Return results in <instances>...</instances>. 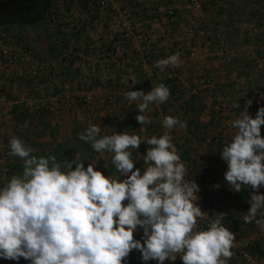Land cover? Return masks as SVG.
Here are the masks:
<instances>
[{
    "label": "clouds",
    "instance_id": "clouds-1",
    "mask_svg": "<svg viewBox=\"0 0 264 264\" xmlns=\"http://www.w3.org/2000/svg\"><path fill=\"white\" fill-rule=\"evenodd\" d=\"M179 66V54L155 62L163 69ZM169 88L160 83L150 91L129 90L124 99L135 102L137 122L152 118L150 105L163 104ZM246 105L230 121V139L220 157L227 165L225 182L235 192L251 188L245 223L264 230V106L255 117ZM240 106V105H239ZM178 117L164 116L162 135L147 139L126 131L102 134L96 124L78 134L94 152L111 154L118 175L105 176L88 158L58 161L57 156L33 155L23 140H9L10 155L23 160L22 174L0 178V259L30 264H127L134 250L142 264H228L236 247L235 234L225 225V213L211 218L198 204L199 185L187 180V167L173 143L171 130ZM150 145L143 170L130 149ZM90 161L85 167L84 161ZM75 165V168H73ZM214 188H219L216 184ZM127 203H124V202ZM198 221H207L201 226ZM142 231L141 239L134 234Z\"/></svg>",
    "mask_w": 264,
    "mask_h": 264
},
{
    "label": "rangeland",
    "instance_id": "rangeland-1",
    "mask_svg": "<svg viewBox=\"0 0 264 264\" xmlns=\"http://www.w3.org/2000/svg\"><path fill=\"white\" fill-rule=\"evenodd\" d=\"M158 1L51 0L47 13L37 22L0 29V32L7 31L17 35L24 45L31 49V56L37 65L34 77L30 76L26 65H20L14 71H7L3 76L5 92L4 97L0 98V133H3L0 134V178H7L9 162L13 161V157L15 159V156L10 155L9 148V140L12 137H23L20 132H25L31 139L36 135L43 137L46 133L41 131L42 129L33 128L31 122H27L29 126L26 127V124L19 122L20 120L17 119L15 123L12 120L14 116L7 107L14 99L18 100V104L21 103V99L16 95L10 96L12 93L10 83L15 77H20L27 84L36 85L35 90L30 92L32 93L30 103L24 106L28 107L29 111L45 110L38 106L40 102H48L51 95L66 93L59 98L63 101L57 103L58 113H41L45 118L59 123L58 130L67 129V125H76L80 120L82 125L78 123L79 126L76 127L79 131L83 126V130L90 123L95 124L96 117H99L98 114L101 112V116L110 122H105L104 125L112 126L115 123L114 130L117 132L122 115L129 112L135 113L136 116L139 114L135 102L127 103V100L125 102L124 93L129 90L150 91L153 85H159L170 75H175L180 82L183 81L181 83L186 84L193 77L203 76L232 81L231 83H235V79H240L243 83L238 88L240 91L256 95L260 93L258 91H262L260 94L264 96V73L260 75L252 65L247 69L246 66L243 67L246 59L250 58L247 62L251 64L258 58L254 50L257 49L260 38L254 39L253 35L246 33L248 29L255 27L253 23L255 21L257 23L258 19L262 20L257 25L262 27L264 34L263 11L252 10L248 6L249 9L243 7V13L239 15L233 6L235 0H227L233 8L226 11L225 21L212 23L210 20H195L190 12L192 9L189 6L190 0H185L186 3L181 5H187L183 7L180 5L182 8L178 7V13L175 15L172 10L174 7L167 12L168 10L164 9L166 6L158 5ZM199 1L201 6L211 0ZM248 1L251 3L250 1L256 0ZM183 8L185 10H182ZM207 10L203 8V13ZM162 15H168V18L162 20L160 18ZM192 19L194 22H191ZM82 38L89 40L88 47L84 51L76 52L77 41ZM206 49L210 50L211 54L205 55ZM233 49H237V52L251 49L253 54H246L249 56L236 54ZM177 53L178 67L169 65L161 69L155 66L156 61ZM226 61H231L236 66L230 65L225 70ZM177 87L174 89L177 90L175 96L180 98V95L191 94L190 86ZM175 104V101L165 102L162 104L163 107L158 104L160 112L152 115V120L157 123L155 131L160 130L164 116H168L163 112L167 110L165 108L170 107V110H173ZM115 116L117 120L112 122ZM14 127L17 128L16 132ZM47 134L48 137L53 135L57 142L64 137L54 135L52 130L51 132L47 130ZM89 149L83 150V153L71 150L70 159H75L78 153L80 159L96 160L97 153L91 146ZM88 163L90 161H84L85 167ZM98 166L97 163V169ZM252 191L247 192V197L243 201L239 200L241 206H238V209L241 212L228 217L231 225L229 223L226 227L235 234V240L241 244L248 242L247 246L239 245L240 248L233 252L228 264H264V230L254 222L245 223L243 220V215L247 214L250 208L248 200ZM258 194H264V188L259 189ZM243 253L253 262L245 260ZM20 261L24 259L21 258L18 262L0 259V264H22Z\"/></svg>",
    "mask_w": 264,
    "mask_h": 264
},
{
    "label": "crops",
    "instance_id": "crops-1",
    "mask_svg": "<svg viewBox=\"0 0 264 264\" xmlns=\"http://www.w3.org/2000/svg\"><path fill=\"white\" fill-rule=\"evenodd\" d=\"M214 1H216L214 3ZM211 0L209 3L200 4L201 1L199 0H190L191 2L189 6H191V14L195 17V20H210L212 23L213 21H225L226 17V11L233 8L231 6V3H228L227 0ZM158 5L160 6H166L164 7L165 11L170 12V8L175 13H178L177 8L180 7L182 3H186L185 0H159ZM204 2V0H203ZM233 4L235 9V12L242 14L244 9L243 7L248 6L252 10L258 9L259 11L264 12V0H256V1H250L248 0L241 1V0H235ZM237 2V3H236ZM257 2V3H254ZM187 5V4H183ZM183 5H181L183 7ZM209 6H211V10L209 11ZM221 6V7H220ZM239 6V7H238ZM180 7V8H182ZM217 7V8H216ZM203 8L208 9L206 13H203ZM216 8V9H215ZM226 8V10L224 9ZM182 10H185L184 8ZM187 11V10H186ZM161 14V12L159 13ZM172 17V16H170ZM160 18L166 19L168 18V15H162ZM262 20L257 19L253 23L255 26L253 29H248L246 35H253L254 39H259L257 49L254 50V54H257L258 57L256 59V62L253 61V63H248L247 61L250 59H246L245 67L247 69L248 66H253L255 70L259 71V74L262 75L264 66L260 65L261 67H258V59L264 58V34L262 27L257 24H260L259 22ZM214 26H218L216 24H213ZM252 25V26H253ZM262 33V34H261ZM68 38V36H67ZM88 39L82 38L78 39L77 41V50L76 52H79V50L84 51L85 48L88 47ZM86 44V45H85ZM208 49H206L207 51ZM242 50V49H241ZM236 52V54H249L252 52V50H246L245 52H237V49H233V52ZM211 54L210 50L205 53ZM235 54V53H233ZM253 54V53H251ZM242 55V56H243ZM239 56V55H238ZM249 56V55H246ZM245 58V57H244ZM243 58V59H244ZM253 59V58H252ZM54 62H52L53 65ZM227 66H225V70L230 67L236 66V64L233 65L231 61H226ZM236 63V62H234ZM210 64V62H209ZM207 63V66H209ZM257 64V69H256ZM212 67L214 66L213 63H211ZM197 68V66H196ZM207 69H210L207 67ZM252 68V70H254ZM240 70V69H239ZM19 71V70H17ZM196 71V70H195ZM241 71V70H240ZM198 75L200 73H197ZM257 75V74H256ZM192 80V81H191ZM191 80H188V84L179 82L178 86H190L191 88V94L187 95H180V98L174 95L169 96V99L166 102H172L175 101V106L173 107V110H170V107H166L163 111L166 115H171L174 117H178L179 121L181 123H186V127H182L181 124L176 125L171 130V136L173 138V143L178 149L179 154L181 155L182 161L185 163L186 167L190 170L192 174V179L199 185L200 191L199 193L204 197L206 200V203L208 207L211 209L212 216H214L217 213H225V225L229 224L231 221L229 220L231 214L236 215L239 212H241L238 209V206H241V202L239 200L242 198L247 197V192L249 190H252L249 188L242 189L241 192H235L231 189V187L225 182L224 180V173L227 170V165L220 157V151H222V146L224 143L230 139V121L235 119L239 116L241 109H243L246 105L249 103L250 106L248 107V111L250 114L255 117V113L258 110V107L264 106V96H262L260 92L258 95L252 94V93H244L243 91H240L238 88H240V84H243L240 79H235V83H231L232 81H221L217 80L215 78H198L193 77ZM9 84V83H8ZM261 85V84H260ZM11 91L12 93L10 96L14 97L13 95H16L19 99H21V103L16 106V109L11 113L14 116L12 117V120L15 121L18 119L19 122H22V119L25 118L27 114V117L31 116L29 122H31L34 126L33 128L41 131H46L44 133L45 135L43 137H38L37 135L33 138H31L32 141L35 142H45L47 140H52L53 135H50L48 137L47 130L51 132V130L54 132V135L59 134L60 136H64L66 138H73L77 136L79 133H81L82 127L78 131L76 126L82 125V120L80 122L71 125H67V129L59 130L57 129V125L59 123H55V121H52L51 119H48L47 126L44 127L41 125V119L44 118L42 115H38L36 113H31L33 111H29L30 109L26 106L28 103H30V97L32 96V93H30L32 90H35L34 84L30 83L27 84L23 80L20 79V77H15V79L10 83ZM118 86V85H117ZM9 87V86H8ZM152 87V86H151ZM238 90L235 91L234 90ZM33 92V91H32ZM256 92V91H255ZM9 93V92H8ZM179 96V95H178ZM26 102V103H24ZM1 104V102H0ZM240 105V106H239ZM1 106V105H0ZM151 112L148 113V115H156V112H160V107H158V104L150 105ZM160 106L163 107L161 104ZM23 114H22V113ZM28 112V113H26ZM29 114H35V115H29ZM159 114V113H158ZM29 115V116H28ZM99 117H96V123L102 128V134H111L113 131L114 126H108L104 125L105 122L110 123L109 121H106L102 116L101 112H99ZM135 113H125L121 116V125L119 127V132H123L126 130V132L132 134L135 133L139 136H141L142 140L147 139L154 134H157V132L164 133L167 131V129L161 127L160 130L155 131V127L146 124L144 126L136 127L127 129L124 128L123 125L128 118L134 117ZM40 116V117H39ZM8 117V116H6ZM17 122V121H16ZM44 123V122H43ZM106 123V124H107ZM152 123L154 121L152 120ZM151 124V123H150ZM21 125V124H20ZM25 125V124H23ZM69 127V128H68ZM108 127V128H107ZM15 128V127H14ZM13 128V129H14ZM1 130V127H0ZM4 131V129H2ZM17 131V128L14 129V132ZM7 133V132H6ZM22 132H20L21 134ZM3 134V133H0ZM27 134V133H25ZM153 134V135H152ZM261 135L264 137V125L261 126ZM158 136V135H156ZM21 139V137H20ZM62 140V139H61ZM151 147L150 145L141 143L139 148L137 150L130 149L132 152V158L134 160H138L135 164V168H141L143 170V155L146 153V150ZM96 160L98 161V170L102 171V173L105 176H108L110 174L112 175H118L115 170V165L111 161V154L104 153L100 154L97 153ZM13 161H19L18 157H13ZM97 168V167H96ZM219 184V188H214L213 186ZM124 203H127L126 201ZM229 217V218H228ZM231 225V223L229 224ZM142 237V231L137 232L134 234V238L141 239ZM140 254L138 251H133L130 253L129 257L127 258V264H142L140 260ZM22 264H30V262L27 261H20ZM148 264H156V261H149ZM165 264H170V262L165 261ZM174 264H182V261L180 258H177V260L174 262Z\"/></svg>",
    "mask_w": 264,
    "mask_h": 264
},
{
    "label": "built area",
    "instance_id": "built-area-1",
    "mask_svg": "<svg viewBox=\"0 0 264 264\" xmlns=\"http://www.w3.org/2000/svg\"><path fill=\"white\" fill-rule=\"evenodd\" d=\"M191 22H194L193 19ZM134 47H137V45H134ZM31 53H32L31 49L27 48L24 45V42L17 35L7 31L0 32V98L4 97L5 79H3V76L7 74L6 73L7 71H14L17 68H19L20 65H26L28 70L30 71V76L34 77L36 75L37 65H36V61L33 60ZM260 65L262 66L264 65V58H261L258 61V67H261ZM67 86L68 85H66L65 88H67ZM63 94L66 93H60L57 96L51 95L49 96L48 102H40L38 106L47 110L48 113H52V114L58 113L59 109L57 103L59 101H63L59 99L62 98ZM10 103L11 105L8 106L7 109L11 111L12 107L18 104V100L14 99ZM127 103L129 102L127 101ZM186 179L189 181L193 180L192 174L188 168H187ZM198 196H199L198 204L201 207V210L207 213L209 218H211L212 212L211 209L208 207L206 200L200 193H198ZM198 224H200L201 226H207V221H198ZM235 243H236V247L232 250L233 252H235V250L240 248L239 245L241 244L239 241L236 240ZM241 245L247 246L248 242H244ZM243 258L247 261L250 262L252 261L250 257L248 258L245 253H243Z\"/></svg>",
    "mask_w": 264,
    "mask_h": 264
},
{
    "label": "trees",
    "instance_id": "trees-1",
    "mask_svg": "<svg viewBox=\"0 0 264 264\" xmlns=\"http://www.w3.org/2000/svg\"><path fill=\"white\" fill-rule=\"evenodd\" d=\"M179 80L177 79V77L175 75H170L168 76L162 83L165 84L169 90H170V94L171 95H176L175 94V91L177 90H174L175 88H178V84H179ZM181 93V90L179 91V95ZM16 109V106H13L12 107V112ZM42 112H47V110H43V109H40V110H34L33 112L31 113H36L38 115H41ZM124 112V111H122ZM25 118L22 119V122L23 124H26V127L27 125L29 126V123L27 124V122H29L31 116L29 115H35V114H29L27 117V114H25ZM40 117V116H39ZM112 118V117H111ZM41 125L46 127L47 126V118H42L41 119ZM117 119H116V116H115V119L112 121V122H115ZM44 122V123H43ZM151 125L152 127L154 126L155 128L157 127V123H151L149 124ZM112 126H115V123L112 124ZM141 125L137 122L136 120V115L132 118H128L126 119L123 127L127 128V129H131V128H136V127H140ZM144 126V125H143ZM116 127L113 128V130L115 129ZM116 130V129H115ZM84 131V130H83ZM81 131V132H83ZM126 131V130H125ZM119 132V129H117V133ZM163 133L162 132H157V134H154V135H162ZM153 135V134H152ZM21 137L23 140L28 146H30L32 149H33V155H37V156H49V155H55L57 156V159L58 161L60 162H63L64 160H71L70 159V154H71V150H76L78 153L79 152H82L83 153V150H90L89 149V146L90 144H87V143H84L83 141H81L79 138H78V135L73 137V138H66V137H63L62 140H59L58 142L55 141L54 138H52V140H47L45 142H35V141H32L30 138H28L26 135H25V132H22L21 133ZM19 161H11V163L9 162V167H8V174H7V178H10L12 175H16V174H22V171H23V160L20 159L18 157ZM0 182H2V180H0ZM245 198H242L241 197V201H243ZM243 203V202H242Z\"/></svg>",
    "mask_w": 264,
    "mask_h": 264
},
{
    "label": "flooded vegetation",
    "instance_id": "flooded-vegetation-1",
    "mask_svg": "<svg viewBox=\"0 0 264 264\" xmlns=\"http://www.w3.org/2000/svg\"><path fill=\"white\" fill-rule=\"evenodd\" d=\"M51 0H0V29L37 22L47 13Z\"/></svg>",
    "mask_w": 264,
    "mask_h": 264
}]
</instances>
